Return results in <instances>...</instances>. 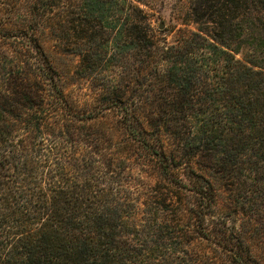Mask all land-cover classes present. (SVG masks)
<instances>
[{"label":"trees","instance_id":"trees-1","mask_svg":"<svg viewBox=\"0 0 264 264\" xmlns=\"http://www.w3.org/2000/svg\"><path fill=\"white\" fill-rule=\"evenodd\" d=\"M0 12V264H264L211 180H225L242 212L264 213V0H193L196 30L168 29L171 42L131 0H0ZM46 31L85 71L137 59L142 81L121 97L112 79L108 107L76 113L41 45ZM110 109L130 150L169 185L158 209L188 194L183 223L136 222L142 209L120 167L84 126ZM253 231L262 238L264 222Z\"/></svg>","mask_w":264,"mask_h":264},{"label":"rangeland","instance_id":"rangeland-1","mask_svg":"<svg viewBox=\"0 0 264 264\" xmlns=\"http://www.w3.org/2000/svg\"><path fill=\"white\" fill-rule=\"evenodd\" d=\"M131 2L150 16L152 28L158 39H166L171 42L179 29L195 31L197 28L191 14L193 0H131ZM1 15L0 12V17ZM161 24H163L162 29L160 28ZM171 28L176 32H170L168 29ZM40 40L56 71L58 84L76 113H96L108 107L112 96L107 87L111 84L112 79L122 80L117 87L119 90H116L121 97L131 95L137 88L138 82L142 81L141 75L136 73L141 70V64L138 63L137 59L131 61L134 64L132 69L134 68L136 71L133 72L137 75L136 79L132 78L134 74L128 65L126 67V63H123V67H113L105 60L98 71L90 72L82 68L80 56L74 53V50H69L70 46L59 40L56 34L46 31L41 35ZM135 95L141 96L138 92ZM139 107L138 113L143 119L144 115H147V106L139 104ZM76 125L81 127L80 124ZM84 126L86 129L90 128L88 132L95 133V137H100L98 141L95 140L94 142L104 149L106 158L112 159L111 163L120 167L125 178L124 186L129 185L131 190L130 201L142 209L136 216L138 224H145L146 218H150V223H154L155 220L183 223L186 220L185 204L188 203L189 196L186 192L183 193L184 191H174L169 195V198L172 199L163 204L164 207L163 209L160 208L161 211L158 209V203H163L165 200V194L168 193L166 188L169 185L160 177L157 167L151 162L144 164L142 158L130 150L125 141L122 126L118 122V117L111 109L103 112L97 120L84 123ZM163 137L168 149L171 151L180 149L178 142L170 135H163ZM177 155L183 157L182 160L188 167L207 173L205 168L199 164L203 163L200 157H193L184 151H180ZM211 180L216 190L219 210L231 220L232 226L247 231L248 240L252 241L253 239V242L258 244V247L255 246L254 248L264 259V235L258 239L253 234L255 233L253 230L259 228L264 222V213L259 212L257 214L255 210L253 214L249 210L242 212L240 207L236 205L235 192L228 190L225 186V180L221 177H211ZM146 211H151V216ZM190 246L202 251L205 249L204 245L198 242H191Z\"/></svg>","mask_w":264,"mask_h":264},{"label":"water","instance_id":"water-1","mask_svg":"<svg viewBox=\"0 0 264 264\" xmlns=\"http://www.w3.org/2000/svg\"><path fill=\"white\" fill-rule=\"evenodd\" d=\"M160 28H161V29L163 28V24L160 25Z\"/></svg>","mask_w":264,"mask_h":264}]
</instances>
